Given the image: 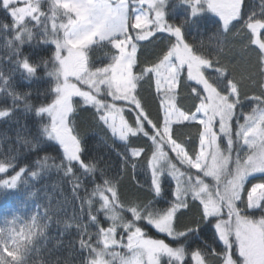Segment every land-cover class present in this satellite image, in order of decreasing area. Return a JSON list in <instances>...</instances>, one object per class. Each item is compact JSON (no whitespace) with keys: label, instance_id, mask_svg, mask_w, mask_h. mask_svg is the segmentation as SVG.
Returning <instances> with one entry per match:
<instances>
[{"label":"snow or ice","instance_id":"snow-or-ice-1","mask_svg":"<svg viewBox=\"0 0 264 264\" xmlns=\"http://www.w3.org/2000/svg\"><path fill=\"white\" fill-rule=\"evenodd\" d=\"M180 3L186 11L176 23L167 19L168 0H2L11 18L0 22V40L8 51L4 59L27 82L43 80L48 87L34 106L31 91L17 92L0 70V96L13 105L0 109V119L22 104L41 121L38 135L22 140L27 151L38 154L36 170L28 172L27 165L17 170L19 150L0 159V190L27 187L29 179L53 168L70 177L79 210L63 227L75 229L70 244L78 246V264H264V0L259 12L247 14L245 0ZM208 13L218 18L215 31L207 42H189L188 28L198 27ZM228 33L246 39L242 50H255L251 71H238ZM161 34L166 37L158 41ZM153 42L158 46L152 59L141 65L143 44ZM26 46L37 50L25 55ZM95 49H107L100 58L107 63L97 66L90 55ZM145 81L158 101L155 118L140 96ZM182 85L189 90L187 107L180 103ZM88 108L124 144L117 152L122 165L131 164L134 174L143 169L150 199L122 198L119 181L84 160L73 117ZM191 126L195 141L192 135L176 138L177 128ZM133 138L143 146H131ZM48 142L61 150L59 163L39 155ZM257 210L258 217L249 214ZM48 213L45 209L43 217L33 214L26 221L14 213L4 220L0 264H29L38 251L37 238L50 226ZM44 217L48 220L41 223ZM146 227L167 241L153 238ZM205 228L213 230L219 251L200 239Z\"/></svg>","mask_w":264,"mask_h":264},{"label":"trees","instance_id":"trees-1","mask_svg":"<svg viewBox=\"0 0 264 264\" xmlns=\"http://www.w3.org/2000/svg\"><path fill=\"white\" fill-rule=\"evenodd\" d=\"M245 13L249 11L260 10V0H245ZM185 6L180 3V0H168L167 19L170 22L179 23L180 20L185 15ZM218 20L213 14L208 13L203 16L199 21L198 27H190L187 30V39L189 42H199L202 38L207 42V38L212 34L216 27ZM0 22L11 23V18L9 17L7 11L2 7V0H0ZM166 34H161L158 37V41L165 38ZM227 40L229 44H234L232 55L240 60V69L238 71H243L247 69L252 70V66L255 64V50L249 48L247 50L241 49V44L245 41L240 39H234L233 33H228ZM158 46L157 42L144 43L142 50L140 51V61L141 65L145 61L152 59V54L156 51ZM37 50L34 46H26L24 49V54L27 55L32 51ZM107 49H95L92 51L91 58L93 61H97V66L101 63H107V60H102V58ZM8 56V51L3 47V41L0 40V70H2L5 75L11 77V87H13L17 92L24 93L31 91L32 95L29 97L31 103L35 106L38 105L43 99L38 95L42 92L48 84L43 80H32L27 82L19 73V71L12 72L13 63L10 60L4 59ZM15 57H13V60ZM140 69L137 68L136 71ZM39 76L43 77V69H41ZM188 89L183 85L180 88V95L182 99L180 103L184 106H189L191 104V99L188 96ZM154 91L150 84L145 81L140 88V96L145 103V107L155 118L158 101L154 98ZM77 104H79V98H75ZM13 107L12 101L6 96H0V109ZM247 109V106H246ZM93 110L82 109L78 110L77 114L73 117L74 123L77 126V130L80 133L84 141V160L86 162H93L98 165L99 168L107 169L109 177H115L119 181V188L122 194V198L137 195L141 198L150 199V193L147 191L148 177L144 174L142 168H137L134 170L131 164L127 166L122 165V161L118 151H124V144L117 139H114L110 132L100 123H97L92 115ZM41 121L35 116L34 109L32 112H25L23 105L20 104L8 118L0 119V159L7 156L15 154L19 150V159L17 162V170L20 166L27 165L28 172L35 171L33 166V161L37 157V153L29 152L22 146V140L24 138H32L38 135V125ZM196 127H184L176 129V138L184 139L188 135H192L193 141L196 140ZM21 138V143H17V138ZM131 146L142 147L143 141L132 139ZM193 145H189L191 148ZM50 155L55 157V162L59 163L61 158V150L53 142H48L42 145L39 155ZM52 161H50L51 163ZM139 163H143L140 161ZM76 172L78 175L81 174V170L76 166ZM13 172L9 171L7 175H12ZM0 178H3L0 174ZM25 178H28V174H25ZM81 179H84L81 176ZM70 177H64L62 172H57L54 168L44 172L40 177L36 179H29V184L26 187L21 184L16 190H0V207L4 206L7 202H12L13 206L20 207L26 205V212L24 217L30 220L33 214H37L43 217L45 209H49L48 216L51 217L50 226L46 230V236L39 237L36 240V249L32 257L29 260V264L33 261L36 264H78V246L70 244V241L76 239L75 229L70 231H65L63 227V222L72 216L73 210L78 209V201L74 198L72 184ZM251 182H256L252 180ZM85 185L91 188L92 185L89 180H84ZM166 182L165 187H168ZM31 192L33 195L28 196ZM80 196L84 195L83 189L80 191ZM39 206V207H38ZM22 210V208H20ZM11 215L10 211H8ZM249 214L259 216L260 212L254 211ZM16 215H18L16 213ZM22 213L18 216L21 217ZM191 215V213H188ZM4 220L0 221V227H4ZM48 217H44L41 223L47 222ZM57 221H60L58 223ZM149 235L153 238L165 239L167 237L164 234L157 233L154 229L146 227ZM213 230L211 228H205V230L200 233L201 240H207L213 247H216L219 251L222 245L219 242L213 243ZM63 233V235H61ZM57 241H62L57 244ZM73 255H69V253ZM166 264V261H165Z\"/></svg>","mask_w":264,"mask_h":264},{"label":"rangeland","instance_id":"rangeland-1","mask_svg":"<svg viewBox=\"0 0 264 264\" xmlns=\"http://www.w3.org/2000/svg\"><path fill=\"white\" fill-rule=\"evenodd\" d=\"M20 208H22V210H20ZM26 205L20 206V207H16L13 206L12 202H7L4 206L0 207V221L5 219H11L13 215H11L8 211H10L11 213H17L18 215L22 213L21 215V221H26L29 220L28 218H25V212H26ZM19 226V224L17 225V227Z\"/></svg>","mask_w":264,"mask_h":264}]
</instances>
